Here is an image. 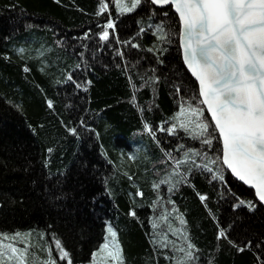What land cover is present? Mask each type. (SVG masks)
<instances>
[{
	"label": "trees",
	"instance_id": "16d2710c",
	"mask_svg": "<svg viewBox=\"0 0 264 264\" xmlns=\"http://www.w3.org/2000/svg\"><path fill=\"white\" fill-rule=\"evenodd\" d=\"M109 19L115 31L101 41ZM178 33L171 8L149 0L127 14L115 0H0V238L21 233L32 245L29 264L47 260L49 249L67 264L53 237L73 264H90L108 226L124 264H177L187 245L175 229L195 245L192 264H264V207L224 167L221 182L195 166L215 170L220 141L208 147L183 131L157 130L198 95ZM190 149L208 159L186 157ZM161 180L171 183L153 188ZM221 230L227 239H217Z\"/></svg>",
	"mask_w": 264,
	"mask_h": 264
},
{
	"label": "snow or ice",
	"instance_id": "6c2138e0",
	"mask_svg": "<svg viewBox=\"0 0 264 264\" xmlns=\"http://www.w3.org/2000/svg\"><path fill=\"white\" fill-rule=\"evenodd\" d=\"M143 2L144 0H115L120 14L134 12ZM150 3L155 6L170 4L174 7L179 16L178 37L183 61L199 84L198 95L181 102L171 126H159L157 130L166 131L169 136L183 131L189 138L199 140L208 147L213 145V139L222 141V157L218 155L210 161L211 164L218 165L215 170L207 164L195 166L211 174L213 180L221 182L225 177L220 168L226 166V170H230L235 178L255 189L258 201L264 203V0H150ZM107 7V4H103L100 12L106 11ZM115 27L114 21L109 19L103 26L99 39L109 41V29L115 31ZM156 27L159 38L167 39L169 34L164 32L163 27ZM131 46L139 47L136 44ZM24 70L28 71L27 68ZM68 79L71 80L72 77L69 76ZM48 107H53L51 101H48ZM205 108L206 113L211 115L210 121L205 119ZM144 129L155 135V130L148 123L144 124ZM69 131L73 134L77 132L75 128ZM216 132L219 133L218 136L214 135ZM185 156L208 159L206 153L191 149ZM186 162L176 160V165L181 166ZM186 179L184 176L176 184ZM163 183L171 182L161 180L154 183L153 188H159ZM176 184H171L169 191ZM136 194L143 196L140 191ZM199 199L205 202L207 196L199 195ZM240 205H245L249 211L255 207V204L243 200L237 206ZM129 215L135 216L136 213L130 210ZM177 219L181 225L185 223L182 217L177 216ZM156 227L153 224V228ZM169 228L172 230L170 225ZM106 231V242L99 251L110 258L112 264H124L117 232L112 226H108ZM173 231L187 245L186 248L177 249L184 253L177 264H192L195 245L189 241L184 231ZM30 236L31 233L28 234ZM40 238L43 239V236ZM221 238H228L223 230L217 236V239ZM16 242H22L24 246L17 247ZM53 242L60 260L73 264L71 254L64 248L61 240L53 237ZM161 243L167 246V236ZM249 245L250 241L246 246ZM31 247L28 240H22L21 233H15L11 237L3 235L0 238V264H29ZM96 255L93 253L94 260ZM39 264H56L50 249L47 260L40 261Z\"/></svg>",
	"mask_w": 264,
	"mask_h": 264
},
{
	"label": "water",
	"instance_id": "95a60500",
	"mask_svg": "<svg viewBox=\"0 0 264 264\" xmlns=\"http://www.w3.org/2000/svg\"><path fill=\"white\" fill-rule=\"evenodd\" d=\"M149 2H150V0H149ZM153 6H155V5H153ZM167 6L170 7L171 10H172V12L176 15L177 20H178V23H179V27H180L179 16H178V14L175 12V9H174V7H172V5L169 4V5H166V6H155V7H157V8H163V7H167ZM178 43H179L180 54H181V60H182V62H183V65H184V67L186 68L187 72L190 74V76L193 78V80L195 81V83L197 84V90H198V92H199V84H198V81L195 80V77H193V76L191 75V72L188 70L187 66L184 64V61H183V52H182V49H181V47H180L179 37H178ZM204 110H205V113H206V108H205ZM206 114H207L208 118L211 120V115L208 114V113H206ZM212 125H213V127H214V122L212 123ZM216 133H217V136H218L219 133H218V132H216ZM220 146H221V157H222V141H220ZM224 168L226 169V166H225ZM227 172L230 174V176H231L234 180H236L237 182L241 183V184H242L243 186H245L246 188L250 189V190L252 191V193H253L254 199H255V200H256L261 206L264 207V203H261V202L258 201V198H257L256 195H255V189H253V188L250 187L249 185H245L242 181H239L237 178H235V177L231 174V171H230V170H227Z\"/></svg>",
	"mask_w": 264,
	"mask_h": 264
},
{
	"label": "rangeland",
	"instance_id": "374dc122",
	"mask_svg": "<svg viewBox=\"0 0 264 264\" xmlns=\"http://www.w3.org/2000/svg\"><path fill=\"white\" fill-rule=\"evenodd\" d=\"M90 264H112V262L110 258H106L105 254L99 253V255H96L95 260L93 259V262L91 261Z\"/></svg>",
	"mask_w": 264,
	"mask_h": 264
}]
</instances>
